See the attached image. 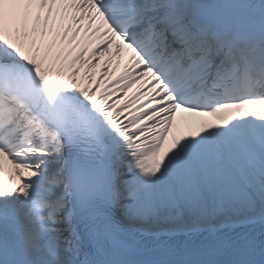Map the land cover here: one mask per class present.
<instances>
[{"label": "snow or ice", "instance_id": "6c2138e0", "mask_svg": "<svg viewBox=\"0 0 264 264\" xmlns=\"http://www.w3.org/2000/svg\"><path fill=\"white\" fill-rule=\"evenodd\" d=\"M0 264H264V0H0Z\"/></svg>", "mask_w": 264, "mask_h": 264}]
</instances>
